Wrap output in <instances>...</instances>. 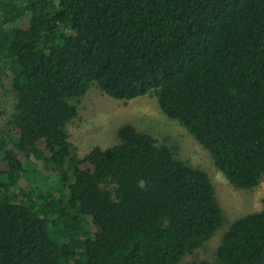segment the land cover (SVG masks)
<instances>
[{
	"label": "trees",
	"instance_id": "obj_1",
	"mask_svg": "<svg viewBox=\"0 0 264 264\" xmlns=\"http://www.w3.org/2000/svg\"><path fill=\"white\" fill-rule=\"evenodd\" d=\"M3 81L0 264H178L221 230L208 174L149 133L78 156L66 126L91 85L152 97L233 188L264 181V0H0ZM214 255L264 264V196Z\"/></svg>",
	"mask_w": 264,
	"mask_h": 264
},
{
	"label": "rangeland",
	"instance_id": "obj_2",
	"mask_svg": "<svg viewBox=\"0 0 264 264\" xmlns=\"http://www.w3.org/2000/svg\"><path fill=\"white\" fill-rule=\"evenodd\" d=\"M13 102L14 94L11 85L8 81L0 82V128L12 112ZM125 123L131 124L139 131L149 133L157 144L173 149L176 158L208 174L215 189L217 202L223 212L224 223L221 230L202 248L186 255L178 264H192L200 261L213 264L214 251L222 231L239 216L261 208L264 181H260L251 190L233 188L214 167L208 152L178 122L165 117L158 110L154 99L148 95L129 101L116 100L103 94L96 85H91L77 103V116L66 126L67 139L78 156L96 154L102 148L116 143L115 130ZM40 166V164L37 165L38 168ZM59 214L62 215L65 223L64 236L77 237L78 233L73 229L66 215V209L59 208Z\"/></svg>",
	"mask_w": 264,
	"mask_h": 264
}]
</instances>
